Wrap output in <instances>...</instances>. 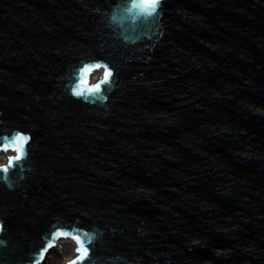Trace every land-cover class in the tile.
<instances>
[{
	"label": "water",
	"instance_id": "obj_1",
	"mask_svg": "<svg viewBox=\"0 0 264 264\" xmlns=\"http://www.w3.org/2000/svg\"><path fill=\"white\" fill-rule=\"evenodd\" d=\"M3 151L0 264H264V0H0Z\"/></svg>",
	"mask_w": 264,
	"mask_h": 264
},
{
	"label": "rangeland",
	"instance_id": "obj_2",
	"mask_svg": "<svg viewBox=\"0 0 264 264\" xmlns=\"http://www.w3.org/2000/svg\"><path fill=\"white\" fill-rule=\"evenodd\" d=\"M4 162L5 158L3 156L0 157V164H4ZM74 242H76L75 239L68 237V239H66V243H64L65 245L49 252L42 264H64L65 260L68 259L71 254L72 244Z\"/></svg>",
	"mask_w": 264,
	"mask_h": 264
},
{
	"label": "bare ground",
	"instance_id": "obj_3",
	"mask_svg": "<svg viewBox=\"0 0 264 264\" xmlns=\"http://www.w3.org/2000/svg\"><path fill=\"white\" fill-rule=\"evenodd\" d=\"M14 155H15V152L14 151H3V152L0 153V157L3 156L5 158V162L4 163L8 162L9 158L12 157V156H14ZM66 239H68V237L61 238L60 241L57 243V245L55 246V248L53 250H56L60 246L65 245L64 243H66ZM75 241L76 242H74L72 244L71 254H70L69 258L65 260V263L64 264H66L67 262H70L71 259L75 258L76 256L80 255L83 252L82 251V248H81V245L79 244V242L77 240H75Z\"/></svg>",
	"mask_w": 264,
	"mask_h": 264
},
{
	"label": "clouds",
	"instance_id": "obj_4",
	"mask_svg": "<svg viewBox=\"0 0 264 264\" xmlns=\"http://www.w3.org/2000/svg\"><path fill=\"white\" fill-rule=\"evenodd\" d=\"M98 85H99V84H98ZM100 87H102V85H101ZM105 99H107V98H105ZM4 182H5L6 184H8V180H7V178L4 179ZM9 186H11V185L9 184Z\"/></svg>",
	"mask_w": 264,
	"mask_h": 264
},
{
	"label": "snow or ice",
	"instance_id": "obj_5",
	"mask_svg": "<svg viewBox=\"0 0 264 264\" xmlns=\"http://www.w3.org/2000/svg\"><path fill=\"white\" fill-rule=\"evenodd\" d=\"M18 140H19V138H18Z\"/></svg>",
	"mask_w": 264,
	"mask_h": 264
}]
</instances>
